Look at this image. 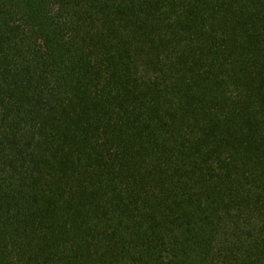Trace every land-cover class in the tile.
I'll return each mask as SVG.
<instances>
[{
  "label": "trees",
  "instance_id": "16d2710c",
  "mask_svg": "<svg viewBox=\"0 0 264 264\" xmlns=\"http://www.w3.org/2000/svg\"><path fill=\"white\" fill-rule=\"evenodd\" d=\"M0 264H264V0H0Z\"/></svg>",
  "mask_w": 264,
  "mask_h": 264
}]
</instances>
